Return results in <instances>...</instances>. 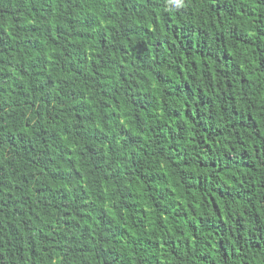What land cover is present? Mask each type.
Masks as SVG:
<instances>
[{
	"label": "trees",
	"instance_id": "obj_1",
	"mask_svg": "<svg viewBox=\"0 0 264 264\" xmlns=\"http://www.w3.org/2000/svg\"><path fill=\"white\" fill-rule=\"evenodd\" d=\"M0 264H264V0H0Z\"/></svg>",
	"mask_w": 264,
	"mask_h": 264
}]
</instances>
